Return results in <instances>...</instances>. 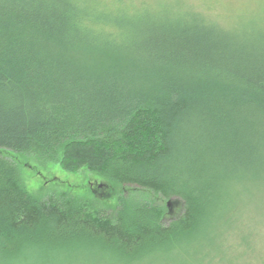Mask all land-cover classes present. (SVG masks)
<instances>
[{"label": "trees", "instance_id": "1", "mask_svg": "<svg viewBox=\"0 0 264 264\" xmlns=\"http://www.w3.org/2000/svg\"><path fill=\"white\" fill-rule=\"evenodd\" d=\"M112 4L0 0V264H264V15ZM6 151L89 170L115 202L34 195Z\"/></svg>", "mask_w": 264, "mask_h": 264}, {"label": "rangeland", "instance_id": "2", "mask_svg": "<svg viewBox=\"0 0 264 264\" xmlns=\"http://www.w3.org/2000/svg\"><path fill=\"white\" fill-rule=\"evenodd\" d=\"M105 6H114L116 0H95ZM121 1V0H120ZM132 10H122L132 21L149 20L154 14H168L169 10L182 12L183 5H192L203 10L209 19L220 25L232 28H244L251 23L246 19L251 15H264V0H122ZM112 4V5H111ZM136 8V9H135ZM244 22V24H243ZM243 24V25H242ZM239 26V27H238ZM17 161L21 171L22 183L25 189L37 196H45L52 192H66L76 197L97 199L107 205L115 202L117 188L97 174L83 169L69 172L62 168L59 160L49 161L36 157L22 156L17 153L4 152ZM256 187L254 202L258 207L264 205V181L260 184H251ZM146 196L156 199L162 204L164 222L182 216L184 203L181 199H162L149 190L140 189ZM262 203V204H260ZM264 209V206H263ZM263 211V210H262ZM264 213V212H263ZM259 214V210H258ZM263 220L264 215H258ZM264 234V224L262 227Z\"/></svg>", "mask_w": 264, "mask_h": 264}]
</instances>
